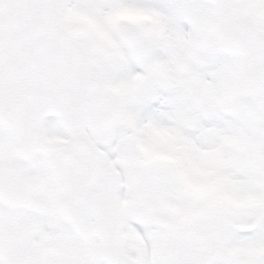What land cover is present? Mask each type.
Returning a JSON list of instances; mask_svg holds the SVG:
<instances>
[{"label": "snow or ice", "instance_id": "6c2138e0", "mask_svg": "<svg viewBox=\"0 0 264 264\" xmlns=\"http://www.w3.org/2000/svg\"><path fill=\"white\" fill-rule=\"evenodd\" d=\"M0 264H264V0H0Z\"/></svg>", "mask_w": 264, "mask_h": 264}]
</instances>
